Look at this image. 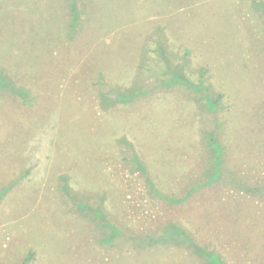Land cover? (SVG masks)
Masks as SVG:
<instances>
[{"label": "rangeland", "instance_id": "obj_1", "mask_svg": "<svg viewBox=\"0 0 264 264\" xmlns=\"http://www.w3.org/2000/svg\"><path fill=\"white\" fill-rule=\"evenodd\" d=\"M1 81L0 264H264V0H0Z\"/></svg>", "mask_w": 264, "mask_h": 264}, {"label": "trees", "instance_id": "obj_2", "mask_svg": "<svg viewBox=\"0 0 264 264\" xmlns=\"http://www.w3.org/2000/svg\"><path fill=\"white\" fill-rule=\"evenodd\" d=\"M76 10V7L74 6V8H73V11H75ZM77 11V10H76ZM76 11L74 12V14H73V16H76ZM78 12V11H77ZM77 18V17H76ZM76 18H75V20H74V22H73V24H72V26L74 27L75 26V23H76ZM71 23V22H70ZM4 78H5V76H3ZM6 84V85H5ZM7 85H9V86H7ZM194 87H196V89L198 90L199 89V87H197L196 85L194 86ZM0 91H5V92H10L12 95H14V96H18V97H20V95H22L21 93L22 92H24L25 90H19V89H17V87H16V84L15 83H13L12 81L11 82H7V81H1V83H0ZM209 94L211 95V89H209ZM24 97H26L27 95H23ZM208 97H209V95H208ZM21 99L23 100V99H27V98H22L21 97ZM117 101V99H115L114 100V102H116ZM213 101H215V100H211V98H210V101H209V103L211 104ZM216 107H214V105H213V109H215ZM215 161L216 160H211V162H213V163H215ZM141 168H142V166H141ZM216 175V179L220 176V172H218V169H217V173H215ZM219 179H220V177H219ZM214 179H212V180H210V182L209 183H211L212 181H213ZM147 182H150V181H147ZM233 183H234V181H233ZM237 187V186H236ZM242 188V191L244 192H249V193H252V194H255V195H257V196H261V197H263L264 198V184H259V185H257V186H252V185H250V184H248V183H246V182H243V185L241 186ZM74 194H71V195H67V199H68V201H72L73 200V198H74ZM76 197V196H75ZM180 201L181 200H178L177 202L178 203H180ZM162 241V243L163 244H167V243H169L168 241H170V239L168 238V237H164L163 238V240H161ZM183 242V241H185V242H187V243H192V239L190 238V237H187L186 236V232L184 231V230H181L180 232H179V234H178V237L176 238V237H174V238H172V242ZM155 243H157V240H155L152 244H149V245H155ZM193 245V244H192ZM194 246V245H193ZM195 247V249H196V252L198 253V254H200L202 257H204L205 258V260H206V262H207V264H226L221 258H220V256L218 255V254H216L215 252H209L208 250H205V249H201V248H199L198 246H194ZM34 257H35V255L33 254V253H31V254H29L28 255V257L24 260V261H22L20 264H28L29 262H31L33 259H34Z\"/></svg>", "mask_w": 264, "mask_h": 264}]
</instances>
